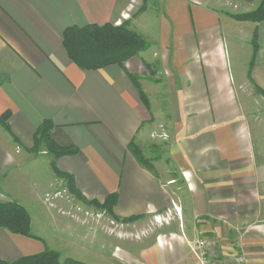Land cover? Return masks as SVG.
<instances>
[{
    "label": "crops",
    "instance_id": "obj_1",
    "mask_svg": "<svg viewBox=\"0 0 264 264\" xmlns=\"http://www.w3.org/2000/svg\"><path fill=\"white\" fill-rule=\"evenodd\" d=\"M260 4L0 0V118L10 114V131L0 124V201H20L32 234L0 228V260L53 250L85 264H200L193 249L205 241L212 264H264V23L232 17ZM107 24H126L147 49L123 66L73 64L64 31ZM45 122L76 153L35 149ZM30 181L44 198L70 184L86 203L116 194L109 226L84 235L57 210L21 204L18 186ZM168 212L170 222L156 220Z\"/></svg>",
    "mask_w": 264,
    "mask_h": 264
},
{
    "label": "trees",
    "instance_id": "obj_2",
    "mask_svg": "<svg viewBox=\"0 0 264 264\" xmlns=\"http://www.w3.org/2000/svg\"><path fill=\"white\" fill-rule=\"evenodd\" d=\"M233 19L241 22L264 23V0L255 11L233 15ZM254 50L257 51V38L255 36ZM63 46L73 64L84 71H97L109 66H123L127 61L136 57L140 52L147 49V42L136 32L129 29L124 24L114 26L107 24L104 26L89 25L83 28L71 27L63 33ZM253 64V62H252ZM251 64V66H252ZM137 86V80L132 79ZM256 90L264 97V91L256 86ZM10 114L6 113L0 118V124L9 130L7 120ZM52 128L51 122H45L35 134V149L45 145L49 152L56 157L72 155L75 149L63 148L56 145L50 138L49 131ZM137 158H142L135 151ZM70 184V183H69ZM71 192L80 200L81 196L72 187ZM117 195H110L103 204L91 202L99 208L106 209L111 215L117 202ZM0 228L9 230L13 234L32 237L31 217L27 209L16 202L0 201ZM0 264H85L73 259L63 260L61 255L53 250L22 258L16 262L8 263L0 260Z\"/></svg>",
    "mask_w": 264,
    "mask_h": 264
},
{
    "label": "rangeland",
    "instance_id": "obj_3",
    "mask_svg": "<svg viewBox=\"0 0 264 264\" xmlns=\"http://www.w3.org/2000/svg\"><path fill=\"white\" fill-rule=\"evenodd\" d=\"M237 61L238 59L235 56V69H236L235 71L236 72H238L237 63H239ZM44 147L45 145H42L39 148H44ZM40 171H41L40 169H38L37 171H34L35 175L39 176ZM34 172L31 171L30 173L34 175ZM18 190H20L19 196L23 198L22 200H24V198H26L27 200V201L26 200L21 201V204L23 202H26V204L30 202L29 206H32V205H35L36 203L35 200H36L38 201V205L40 206V209H43L44 211H50L53 213L57 210L59 213L69 216L70 219L75 221L77 224L82 225L81 232L84 235L103 234L104 229H107V226H109V225L106 226L103 224L105 216L110 215V213L106 209L99 208L98 206L86 203L83 200L78 199L74 194L70 192V189L68 188V186L66 187L64 185L62 189H59L55 193L54 192L49 193L48 195L45 196V198H44L45 192L42 191V186L32 183L31 181L30 183H26L24 187L18 186ZM60 197H62L66 201V204L64 203L62 206L60 205L61 207H59V205L56 204L57 199H59ZM15 202L20 203V201L19 202L15 201ZM70 213H73V214H70ZM80 214L83 215L81 219H79ZM112 220L113 221H112L111 227L113 228V232L115 233V235L121 234L120 233L121 228L119 227H123V226H119L117 223H115L114 218Z\"/></svg>",
    "mask_w": 264,
    "mask_h": 264
},
{
    "label": "built area",
    "instance_id": "obj_4",
    "mask_svg": "<svg viewBox=\"0 0 264 264\" xmlns=\"http://www.w3.org/2000/svg\"><path fill=\"white\" fill-rule=\"evenodd\" d=\"M119 26V25H118ZM164 138H166V136H163ZM58 198V197H57ZM173 209H174V213L178 218H182V211L180 208H178L176 206V204L173 203ZM172 219V214L171 212H168L167 215L165 217H156L157 221H163V222H170ZM193 253L196 256V258L198 259L200 264H212L210 256L207 252V243L205 241H198L196 248L193 249ZM241 263H244L245 260L242 258L240 259Z\"/></svg>",
    "mask_w": 264,
    "mask_h": 264
}]
</instances>
